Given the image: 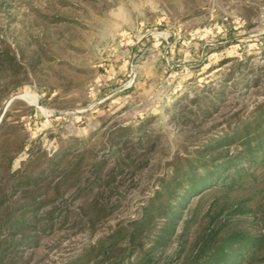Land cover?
Wrapping results in <instances>:
<instances>
[{
	"label": "rangeland",
	"instance_id": "rangeland-1",
	"mask_svg": "<svg viewBox=\"0 0 264 264\" xmlns=\"http://www.w3.org/2000/svg\"><path fill=\"white\" fill-rule=\"evenodd\" d=\"M0 55L12 58L0 117L15 104L28 139L13 168L38 175L7 193L0 225L42 202L34 227L0 240L37 236L11 264H67L133 221L171 163L264 102V0H0ZM227 218L264 230V206Z\"/></svg>",
	"mask_w": 264,
	"mask_h": 264
},
{
	"label": "trees",
	"instance_id": "trees-1",
	"mask_svg": "<svg viewBox=\"0 0 264 264\" xmlns=\"http://www.w3.org/2000/svg\"><path fill=\"white\" fill-rule=\"evenodd\" d=\"M10 60L9 55H0V63ZM14 105L0 121V179L9 182L6 188L0 182V210L7 193L38 179L36 174L20 176L22 170L13 168L15 157L28 146L18 115L10 119ZM2 113L3 108L0 116ZM28 151L31 161V148ZM170 167L133 221L100 237L67 264H253L264 252V230L238 229L227 217L253 215L264 206V102ZM207 203L209 221L202 226L199 214ZM41 206L37 198L20 206L19 213L0 225V233L3 229L13 235L30 230ZM221 218L224 220L214 228ZM47 221L45 230L54 224L51 217ZM176 237L179 246L167 258ZM37 241L36 235L19 242L0 240V264L13 262L19 244Z\"/></svg>",
	"mask_w": 264,
	"mask_h": 264
},
{
	"label": "water",
	"instance_id": "water-1",
	"mask_svg": "<svg viewBox=\"0 0 264 264\" xmlns=\"http://www.w3.org/2000/svg\"><path fill=\"white\" fill-rule=\"evenodd\" d=\"M0 121H1V117H0Z\"/></svg>",
	"mask_w": 264,
	"mask_h": 264
}]
</instances>
